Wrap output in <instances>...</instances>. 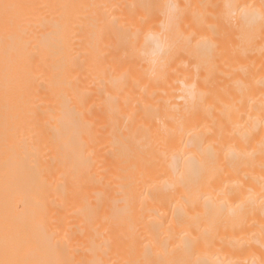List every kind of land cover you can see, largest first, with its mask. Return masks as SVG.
Returning a JSON list of instances; mask_svg holds the SVG:
<instances>
[{"label":"bare ground","instance_id":"obj_1","mask_svg":"<svg viewBox=\"0 0 264 264\" xmlns=\"http://www.w3.org/2000/svg\"><path fill=\"white\" fill-rule=\"evenodd\" d=\"M139 4L161 7L137 48L185 50L159 86L150 55L121 63L113 20L139 27ZM169 4L254 15L213 33L193 7L178 33ZM260 5L0 0V260L264 264Z\"/></svg>","mask_w":264,"mask_h":264},{"label":"snow or ice","instance_id":"obj_2","mask_svg":"<svg viewBox=\"0 0 264 264\" xmlns=\"http://www.w3.org/2000/svg\"><path fill=\"white\" fill-rule=\"evenodd\" d=\"M5 14L7 18V10L15 7L13 5L5 4L4 6ZM119 7V6H117ZM132 7L137 9H142L144 15L139 18L138 25L139 27H135V24L125 23L123 25L119 24V21L113 20V27L116 28V31L119 35V51L123 53V58L121 63H136L138 60L142 61L145 55H150L151 59L149 61L150 67L147 70L153 79L156 80L157 85L159 86L161 79H166L168 74V69H170L173 65H175L178 61H182L184 59L185 50H177L173 51L167 44L161 43L156 40L153 43V46L150 50V53H145L141 49L137 48V40L140 34V31L144 28H148L149 26L155 27L153 21L155 20V9L161 7L160 5L154 4H139L133 5ZM163 7L171 9L172 15L169 17V25L178 33L181 32V29L187 30L185 28V20L187 17V9H191L193 7H198L203 9V12L195 13L200 20V28H203L207 21L212 20L215 21V24H208L207 27L215 33L217 31V25H224L226 27L230 26V22L234 21L237 15L240 16V19L248 22L254 13H248L246 11H237L240 8L238 5L225 4V5H213V4H201L198 6L186 5L184 10H181L179 5L169 4L164 5ZM245 8L249 6H244ZM255 8V6H251ZM221 8L224 11H219ZM216 10L214 12H210L208 10ZM260 15L261 18L264 19V0H261L260 5ZM188 27H192L189 25ZM196 39V33L194 32L192 36L189 38V43L191 40ZM205 51H210V49H203ZM183 64L182 66L186 71H189V65ZM199 72L197 71L196 80L198 81ZM187 79V78H186ZM189 94L195 100L197 96L196 92V83L192 84V87L189 91ZM156 94H153V98ZM191 112V118H195L196 111L188 110ZM0 264H27V261H19V260H0Z\"/></svg>","mask_w":264,"mask_h":264}]
</instances>
